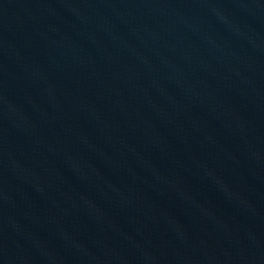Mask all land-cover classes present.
Returning a JSON list of instances; mask_svg holds the SVG:
<instances>
[{"label": "water", "instance_id": "water-1", "mask_svg": "<svg viewBox=\"0 0 264 264\" xmlns=\"http://www.w3.org/2000/svg\"><path fill=\"white\" fill-rule=\"evenodd\" d=\"M0 264H264V0H0Z\"/></svg>", "mask_w": 264, "mask_h": 264}]
</instances>
